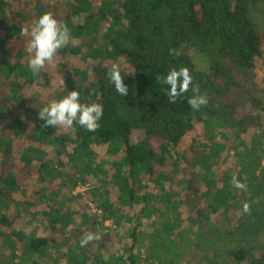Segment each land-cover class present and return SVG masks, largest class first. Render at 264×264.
<instances>
[{
	"label": "trees",
	"instance_id": "trees-1",
	"mask_svg": "<svg viewBox=\"0 0 264 264\" xmlns=\"http://www.w3.org/2000/svg\"><path fill=\"white\" fill-rule=\"evenodd\" d=\"M258 5L264 13V0H0V264H142L134 232L122 251L103 227L108 218L131 221L137 210L159 224L146 251L151 264H193L175 241L187 244L180 210L188 211L186 233L211 214L228 222L242 212V226L264 222V89L257 81L264 34L250 12ZM45 12L71 32L54 63L62 84L47 97L30 88L50 84V66L32 74L20 34ZM13 39L20 47L9 51L5 41ZM182 47L205 54L208 71L197 69ZM70 57H81L85 66L71 67ZM114 63L128 86L124 97L107 76ZM172 67L190 70L208 105L193 111L191 88L168 101L156 77ZM67 90L103 105L95 132L45 127L38 118L39 108ZM199 123L203 135L184 144ZM97 145H106L112 157L100 178ZM226 151L235 157L234 169L220 164ZM233 175L246 190L231 187ZM32 178L36 187L28 193ZM93 178L100 183L89 194L98 198L99 214L73 192ZM88 232L100 238L81 247ZM207 254L206 264H264V247L234 244L223 262Z\"/></svg>",
	"mask_w": 264,
	"mask_h": 264
},
{
	"label": "rangeland",
	"instance_id": "rangeland-1",
	"mask_svg": "<svg viewBox=\"0 0 264 264\" xmlns=\"http://www.w3.org/2000/svg\"><path fill=\"white\" fill-rule=\"evenodd\" d=\"M261 8L262 6L260 5L252 7L250 12L253 21L257 24L262 34H264V13L260 12ZM74 21L75 23L82 22L83 15L75 18ZM5 47L9 51L16 50L20 47V42L18 41V39H13L9 41L6 40ZM182 49L186 54L190 56L192 62L194 63L197 69L202 71H208L209 60L205 54H202V52L195 48L182 47ZM69 60L71 67L75 66L76 64H80L82 67H84L86 64V61H84L81 57H70ZM48 66H50L51 72L50 84L48 86L34 84L30 88V91L32 93L37 95L40 94L41 96L47 97L50 96V94H53V91H55L56 88H58L62 84V77L56 72L55 64ZM257 81L260 86H262V88L264 89V65H261L257 70ZM203 133L204 129L202 124H197L195 130L190 132L185 137L184 144L187 145L192 138L199 137L200 135H203ZM48 151H51V155L54 154L52 149ZM94 152L97 155L96 160H101L99 167L101 172L97 171L99 173L98 177L100 178V175H103V169L107 170L109 168L112 162V157L107 152L106 145H97L94 148ZM232 155L233 153L229 151H226L222 154L220 158V164H222V168L234 169L235 157L234 155ZM63 160L66 161V159ZM36 164H38V162H36ZM124 169L126 171L125 167ZM99 178H93V182H89V184L85 186L79 185L73 191L74 194L81 193L84 197L87 198L88 203L91 207V212L95 214L100 213L97 208V203H95L96 201L99 202V200L98 198H95L96 195H93L92 193L89 194V191L92 189L93 186L98 185L100 183L98 181ZM259 179L264 180V178H262L260 175ZM255 184L257 185V181L255 182ZM35 187L36 180L35 178H32V181L27 186L28 193L35 189ZM259 190L264 193L263 181L262 186L261 188H259ZM14 196L15 199H23L21 194H14ZM259 210H261V213L263 214L264 206L260 207ZM187 214V210H180L179 221L181 224V231L184 232L183 234L186 237L185 240L187 244H184L178 238H175V241L177 243V247H186V254L184 255L185 260L189 258L190 261H193V264H206L204 257L207 258L209 256L207 253H217L218 257L212 259V261L219 260L220 262H223L222 260L227 257L228 249L232 248L234 244L243 245L249 248L250 250H256L264 247V233L260 232V229L264 227V222L262 221V218H259L256 224H254L253 222L252 225L244 224V226H242V212L235 213V216L231 217L228 222H221V220L218 218V216H216V214H211L208 222L198 223L194 225L193 231H189L188 233H186L185 218ZM130 216L132 218L131 221H126L121 218L122 220L120 219L119 223L115 222L112 218H108L104 221L103 227L105 228V230L112 232L115 235V239L118 242V245L116 244V247H120L122 251L123 249H126L131 246L132 238L130 237V233L134 232L137 237L135 247L136 250L141 253L142 264H151L150 262H148V259H146V251L147 248L153 244V240L156 239V237L153 235L154 229L156 227H159V224L156 223L157 217L153 214L149 218L142 216L138 213V210L136 212H131ZM73 225L74 224H72L71 226ZM192 232H195V234ZM197 232L199 233V238H196L195 236ZM163 236L166 235L164 234ZM162 242L163 240L161 239L160 244Z\"/></svg>",
	"mask_w": 264,
	"mask_h": 264
},
{
	"label": "clouds",
	"instance_id": "clouds-1",
	"mask_svg": "<svg viewBox=\"0 0 264 264\" xmlns=\"http://www.w3.org/2000/svg\"><path fill=\"white\" fill-rule=\"evenodd\" d=\"M20 34L27 38L24 51L29 57L27 67L33 75L45 69L46 65H54L57 52L67 47L71 40L69 28L54 18L51 12L41 14L32 25L22 28ZM172 54L175 55V50H172ZM107 76L120 97L128 94V86L124 83L125 76L122 75L119 64H112ZM156 81L164 86L170 103L184 97L190 88L193 94L187 99V104L193 111H199L209 103L207 94L200 93L187 67H172L166 74L158 75ZM81 95L78 90H67L60 98L52 99L39 108L38 118L43 121L45 127L54 129L61 127L74 131L78 126L87 132H95L100 127L104 107L100 103L82 102ZM230 185L237 190H246V185L235 175L232 176ZM249 210V204L245 203L244 213H248ZM99 238L98 234L88 232L80 240V246L85 247L89 242Z\"/></svg>",
	"mask_w": 264,
	"mask_h": 264
}]
</instances>
